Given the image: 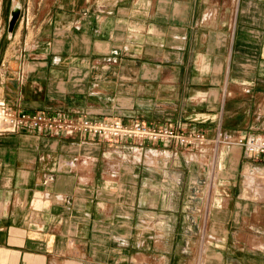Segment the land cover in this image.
Wrapping results in <instances>:
<instances>
[{
    "label": "crops",
    "instance_id": "crops-1",
    "mask_svg": "<svg viewBox=\"0 0 264 264\" xmlns=\"http://www.w3.org/2000/svg\"><path fill=\"white\" fill-rule=\"evenodd\" d=\"M20 1L15 111L264 134V0ZM0 264H264V155L0 133Z\"/></svg>",
    "mask_w": 264,
    "mask_h": 264
},
{
    "label": "built area",
    "instance_id": "built-area-1",
    "mask_svg": "<svg viewBox=\"0 0 264 264\" xmlns=\"http://www.w3.org/2000/svg\"><path fill=\"white\" fill-rule=\"evenodd\" d=\"M22 130L48 131L50 133L72 135L88 133L93 136L120 142L132 139L135 142H174L181 147L201 150L207 145H241L251 155H264V135H238L219 128L214 137L201 130H186L178 124L154 125L146 121L121 119L104 120L89 117L75 118L66 114L17 112L5 101H0V133Z\"/></svg>",
    "mask_w": 264,
    "mask_h": 264
},
{
    "label": "rangeland",
    "instance_id": "rangeland-1",
    "mask_svg": "<svg viewBox=\"0 0 264 264\" xmlns=\"http://www.w3.org/2000/svg\"><path fill=\"white\" fill-rule=\"evenodd\" d=\"M25 2H29L30 3V8H32L35 4L42 2L44 4V2H53L55 0H24ZM94 1H101L103 3L105 2H109L112 0H87V4H89L88 2H94ZM12 0H0V58L2 59L4 56L5 51L7 52H11L12 51V47L13 44L11 46H8V44L10 43L9 38L7 37L9 35L8 33V17H9V12L12 6ZM17 26V25H16ZM16 29V28H15ZM30 30V35L34 36V33L32 30V28L29 29ZM15 32V30H14ZM0 101H4L2 99H0ZM111 112V111H110ZM117 113V112H116ZM119 114H113V115H109L108 114H102V115H98L96 116V114L90 115L87 112H82L80 114L77 115H69L66 114L68 116H72L75 118H80V117H89V118H95V119H104V120H115V119H123L124 112H118ZM63 114V113H62ZM142 115V112H141ZM140 114L138 116H127V122L131 121V120H143L145 119V115H143L144 117L142 118ZM124 120V119H123ZM254 134V133H253ZM259 135H261V133H257ZM239 135V134H238ZM264 135V134H262ZM244 136V135H242Z\"/></svg>",
    "mask_w": 264,
    "mask_h": 264
},
{
    "label": "water",
    "instance_id": "water-1",
    "mask_svg": "<svg viewBox=\"0 0 264 264\" xmlns=\"http://www.w3.org/2000/svg\"><path fill=\"white\" fill-rule=\"evenodd\" d=\"M12 6L8 17V33L13 36L18 21L21 18L23 5L20 0H12Z\"/></svg>",
    "mask_w": 264,
    "mask_h": 264
}]
</instances>
